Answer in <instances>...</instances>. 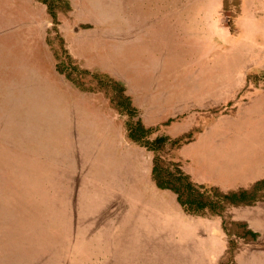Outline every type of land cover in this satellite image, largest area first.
Here are the masks:
<instances>
[{
	"label": "rangeland",
	"instance_id": "374dc122",
	"mask_svg": "<svg viewBox=\"0 0 264 264\" xmlns=\"http://www.w3.org/2000/svg\"><path fill=\"white\" fill-rule=\"evenodd\" d=\"M85 1L57 28L39 3L36 31L33 16L11 29L0 12V264H238L229 237L219 258V229L176 236L180 204L151 177L154 153L131 142L106 93L57 63L70 54L124 82L152 138L202 129L176 158L200 184L248 186L264 176V83H248L264 70V0H96L107 15H86ZM226 217L260 232L238 242L264 264V201Z\"/></svg>",
	"mask_w": 264,
	"mask_h": 264
},
{
	"label": "trees",
	"instance_id": "16d2710c",
	"mask_svg": "<svg viewBox=\"0 0 264 264\" xmlns=\"http://www.w3.org/2000/svg\"><path fill=\"white\" fill-rule=\"evenodd\" d=\"M47 6L48 13L57 28L60 24V13H66L72 10V0H37ZM231 31L234 26L230 24ZM70 65L64 62L57 63L59 73L81 88L83 91H101L106 93L111 99V104L120 114L127 115V136L140 146L154 153L152 178L158 188L171 190L177 196V200L183 210L190 215L195 216H219L223 218L224 231L229 237L228 256L230 261H236L235 253H239L242 248L238 239L246 243L257 241L261 234L255 231L247 221L227 220V213L233 208L242 206H255L258 202L264 201V178L256 181L250 187L225 191L221 187L209 184H200L194 181L192 175L187 173L181 161L177 160L178 151L184 146L194 142L202 129L195 128L176 138L167 135H159L152 138L155 128L147 127L140 117V111L135 105L133 98L128 93L124 82L119 81L108 74L92 72L89 69H82L74 63L73 57L69 54ZM80 74L91 75L98 84L87 86L80 79ZM248 83H254L258 88L264 83V70L251 73L248 76ZM216 111L218 117L227 112ZM168 155V156H167ZM230 225L236 226L238 230L234 231ZM223 264V263H222Z\"/></svg>",
	"mask_w": 264,
	"mask_h": 264
},
{
	"label": "crops",
	"instance_id": "0c3cea01",
	"mask_svg": "<svg viewBox=\"0 0 264 264\" xmlns=\"http://www.w3.org/2000/svg\"><path fill=\"white\" fill-rule=\"evenodd\" d=\"M25 1H26V3H24V0H12V4L14 2V5H8V4L4 5V2L0 1V12H1V17H3L2 23L9 26L12 29V27H13L12 24H15V26H16V24H20L19 21H17V19L18 18L22 19L24 17L27 20V23H26V26H27L28 21L30 23V16H33V18H36V19L31 24L33 25L34 28L36 27L35 28V31H36V29L39 25V19L37 17H34L33 14L35 13V10H37V9L39 10V8L42 9L41 11L44 12L45 8L41 7L39 4L41 2H39L37 0H36V2H38V3L31 2L30 0H25ZM90 4L92 5V7H90ZM85 6L88 8V11H87V9L85 10L86 15H107V14H109V12H107L103 6L96 5V0H86L84 2V7ZM31 9L33 11H31ZM41 23H42V21H41ZM27 33H28V31H26V34ZM19 36H21V35L19 34ZM49 61H52L50 57H49ZM132 143L139 146V147H142V146H140L134 142H132ZM142 148H144V147H142ZM263 155H264V150H263ZM152 168H153V165H152ZM152 168H150L151 177H152ZM120 170L124 171L123 167ZM258 170H260L261 172H264V159H263V164H261V166L258 168ZM122 171L121 172L119 171V173H117L115 180L118 182L120 181L119 184H122L124 186L125 179L123 176L124 172H122ZM190 175H192V174H190ZM192 177L194 178L193 175H192ZM263 178H264V176L260 177L259 179H256L255 181L250 183L248 186H241L240 185V186H234V187H232V186L227 187V186H222V185H217V184H216V186L221 187L225 191L240 189V188H247V187H250L256 181L263 179ZM196 182H198V181H196ZM198 183H200V182H198ZM202 184H205V183H202ZM109 199H110V195H109L108 200ZM132 201H133V203H132L133 207L134 206H140V205H146V206H150V207L152 206L151 201L148 199H133ZM179 210H180V213L176 214V215H174L173 211L170 210L171 216L169 217L171 224L174 223L176 225V230H175L177 233L176 236L182 235L186 232L188 234H193L194 236L195 235L196 236L204 235L209 229L211 230V235H214L215 230L219 229V231L221 232V236L216 237V238L217 239L220 238L219 240H222V243H223V247L221 248V251L219 253V258H220L226 252V250L228 248L227 247L228 246V236H227L226 232L224 231L223 219L219 216H204V217H202V216L190 215V214H187L183 210L181 205H180ZM235 219L239 220L237 218H235ZM240 221H247L248 223H250L249 220L244 219V218H241ZM123 228H124V224H123ZM207 228H209V229L207 230ZM186 237H188V235H183V238H186ZM246 251L247 250L243 249L237 254V263L238 264H260V263H257L256 261H254L252 256L246 257L245 256ZM251 253H253V252H251ZM242 261H243V263H242Z\"/></svg>",
	"mask_w": 264,
	"mask_h": 264
}]
</instances>
